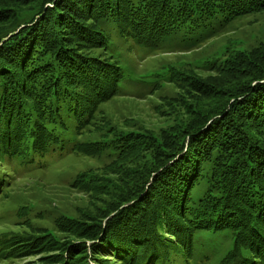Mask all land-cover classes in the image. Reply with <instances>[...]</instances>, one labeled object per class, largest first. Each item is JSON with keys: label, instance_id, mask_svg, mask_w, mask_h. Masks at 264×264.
Listing matches in <instances>:
<instances>
[{"label": "trees", "instance_id": "16d2710c", "mask_svg": "<svg viewBox=\"0 0 264 264\" xmlns=\"http://www.w3.org/2000/svg\"><path fill=\"white\" fill-rule=\"evenodd\" d=\"M25 1L28 9L0 24V160L24 171L88 153L79 133L101 103L127 91L131 74L113 59L120 43L159 50L173 36L198 41L207 25L264 11V0ZM259 48L228 61L227 47L207 61L211 70L231 64L229 87L216 91L195 120L152 143L126 186L108 185L112 198L96 222L67 225L76 226L81 241L67 242L71 258L64 264H89L87 250L97 251L92 261L100 264L107 255L121 264L197 263L223 240L233 245L217 264H264V45ZM256 63L244 82L237 77ZM174 77L173 71L168 80ZM104 142L116 161L134 149L142 155L151 144L148 132H110Z\"/></svg>", "mask_w": 264, "mask_h": 264}, {"label": "rangeland", "instance_id": "374dc122", "mask_svg": "<svg viewBox=\"0 0 264 264\" xmlns=\"http://www.w3.org/2000/svg\"><path fill=\"white\" fill-rule=\"evenodd\" d=\"M26 2L0 0V24L18 11L28 9ZM45 14L44 11L43 16ZM206 28L198 44L180 36L168 39L159 50H139L133 43H120V53L114 54L113 59L131 74L127 75L129 82L124 83L127 91L125 96L101 103L92 123L79 133L88 153L79 150L27 171L0 160L3 180L0 186V264H64L69 260L67 242L81 239L74 231L76 226L78 229L77 224L96 222L101 211L110 204L113 192L108 193V185L126 186L127 181L135 178V171L141 169V163L148 160L152 143L158 139L164 141L165 136H173L182 124L195 120L192 118L211 102L210 97L216 91L229 87L225 81H230L229 76L234 75L231 64L227 67L223 62L222 66L211 70L207 61L223 56L227 47L232 48L226 54L229 61L238 54L247 57L264 45V11L219 21ZM246 68L248 72L244 70L237 76L243 82L249 76L247 73L258 69L259 65ZM173 71L175 77L169 81L168 75ZM230 83L233 87L238 84ZM110 132H148L151 144L142 155L134 149L128 158L116 161V154L104 142ZM69 157L72 160L67 165L64 162ZM68 224L76 225L74 230L67 227ZM226 241L213 242L210 259H198L197 263L190 261V264H217L221 255L227 253L223 249L233 245ZM203 245L200 242L197 246ZM87 246L91 248V243L87 242ZM87 254L89 264H100L92 261V257H99L97 251L93 254L92 250H87ZM104 259H108L106 264H121L111 255Z\"/></svg>", "mask_w": 264, "mask_h": 264}, {"label": "bare ground", "instance_id": "6f19581e", "mask_svg": "<svg viewBox=\"0 0 264 264\" xmlns=\"http://www.w3.org/2000/svg\"><path fill=\"white\" fill-rule=\"evenodd\" d=\"M184 154H185V153H184ZM70 157H71V156H70ZM70 157H69L68 159H66L65 162H64V163H66L67 165H69V163H70L71 160H72ZM174 160H175V159H174ZM171 164H172V162L169 163V165H171ZM172 167L174 168V166H172ZM169 170H170V169H169ZM169 170H168V171H169ZM148 189H149V188H148ZM148 189L145 191V194L148 193ZM130 204H132V203H130Z\"/></svg>", "mask_w": 264, "mask_h": 264}]
</instances>
